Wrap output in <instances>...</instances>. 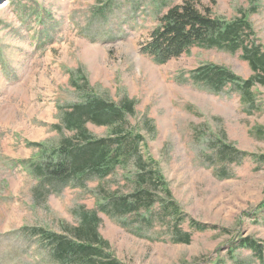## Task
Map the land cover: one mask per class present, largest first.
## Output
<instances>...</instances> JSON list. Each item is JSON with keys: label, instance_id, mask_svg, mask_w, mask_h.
Wrapping results in <instances>:
<instances>
[{"label": "rangeland", "instance_id": "1", "mask_svg": "<svg viewBox=\"0 0 264 264\" xmlns=\"http://www.w3.org/2000/svg\"><path fill=\"white\" fill-rule=\"evenodd\" d=\"M185 1L0 0V264H60L41 230L73 239L84 214L135 189L132 162L104 178L40 185L35 165L54 162L62 139L77 141L64 114L97 97L135 103L115 124L145 137L144 154L183 212L180 221L162 211V192L137 213L98 209L106 251L122 264H264L235 244L264 242V163L242 154L264 155V87L248 104L233 84L215 92L192 78L209 63L250 78L241 52L193 47L159 63L142 51L159 17ZM191 1L227 20L246 17L264 49V0ZM85 127L94 140L121 128ZM223 144L233 160L220 158ZM190 219L216 227L196 231ZM180 231L189 243L172 241Z\"/></svg>", "mask_w": 264, "mask_h": 264}, {"label": "trees", "instance_id": "2", "mask_svg": "<svg viewBox=\"0 0 264 264\" xmlns=\"http://www.w3.org/2000/svg\"><path fill=\"white\" fill-rule=\"evenodd\" d=\"M193 47L241 52L242 59L248 62L253 71L250 78L243 79L226 67L209 63L191 73L192 78L209 85L215 92L233 84L241 98L249 104L253 101L254 89L258 86L264 87V49L246 17L227 20L213 15L208 9L201 10L193 1L187 0L169 7L159 17V24L152 30L142 51L159 63H165L188 53ZM134 106L133 101L117 106L98 97L89 102L75 104L72 111L64 114L63 124L75 133L72 140L77 141L74 144V140L62 139L60 147L52 151L56 155L54 162L50 160L35 165L40 185L52 182L57 188L69 179L81 182L94 176L104 178L112 170L126 167V162H132L134 171H131L128 178L132 179L135 189L127 195L107 197L105 202L99 204L98 209L112 216L137 213L153 208L156 204L155 196L162 192L166 202L160 204L161 210L181 221L183 212L172 199L160 167L143 152L145 137L136 128L127 130L123 124H115L120 121L122 114L132 115ZM87 121L121 128L109 138L94 140L85 127ZM219 150L220 158L229 157V160H233L234 153L230 149L229 152L224 144ZM242 154L252 155L256 161L264 163V155L257 156L246 152ZM98 209L82 216L81 225L72 232L73 239L59 237L54 233L47 234L41 230L50 241L53 258L60 264H122L106 251L108 242L100 237L98 231L101 221ZM189 222L196 231L216 227L193 219ZM191 237V233L180 231L172 241L189 243ZM235 244L236 247L251 250L255 257L264 261V242L245 237L235 241Z\"/></svg>", "mask_w": 264, "mask_h": 264}]
</instances>
